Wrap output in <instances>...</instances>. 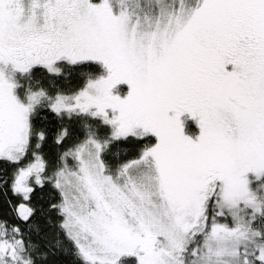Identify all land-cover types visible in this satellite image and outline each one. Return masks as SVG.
<instances>
[{"label": "snow or ice", "instance_id": "snow-or-ice-1", "mask_svg": "<svg viewBox=\"0 0 264 264\" xmlns=\"http://www.w3.org/2000/svg\"><path fill=\"white\" fill-rule=\"evenodd\" d=\"M53 213L82 264H264V0H0V264L47 257Z\"/></svg>", "mask_w": 264, "mask_h": 264}, {"label": "trees", "instance_id": "trees-1", "mask_svg": "<svg viewBox=\"0 0 264 264\" xmlns=\"http://www.w3.org/2000/svg\"><path fill=\"white\" fill-rule=\"evenodd\" d=\"M88 63L94 64L97 71L103 70L101 65H99V63H97V62L89 61ZM60 69H63V71L65 69H70V72L65 73L63 76L62 75L57 76L56 77L57 80L56 81L54 80L53 83H58L63 90L70 91L72 88V85H73L76 70L73 69L72 67L68 66L67 64H62ZM48 81H51V80H48V77L46 76V77L39 78V79L32 78L29 81V83H30V86L33 88L45 87L49 90H54L53 83H50ZM41 111L45 113L47 110L42 109ZM46 115L49 117V119H47V120H42L40 118V116H37L35 119L39 125H43L46 128H48L49 135L45 141V147H48L49 142L52 140L51 133L55 130V126L57 124V121H56V118L54 117L53 113L50 114L48 112V113H46ZM64 119H67V116H65ZM72 119H73V127L75 128V130L78 132V134L80 136L84 135V131L82 128H76V124L79 123L81 126H83L85 123H89V124L92 123L91 121L88 120L87 117L73 116ZM93 123H95V121H93ZM189 125H190V130H192V129L194 130V126H192L191 124H189ZM98 131L103 133V132L107 131V128L101 127L100 129H98ZM148 136L152 139L151 141L153 142L154 136L152 134H149ZM145 139H146V137L141 138L139 143H137L136 138H130V139L121 140L119 142L113 143L109 146V148L104 153H102V158L105 160L106 164L109 165V168L114 169L119 161L126 159L128 156L135 155L136 150L139 147V144L144 143L146 141ZM118 145L121 148L119 156H117L115 154L117 151ZM123 147H129L130 150L127 153H125L122 151ZM11 167H12L11 165H8V168H11ZM52 215H53V222H52V225L49 226L51 231H50L49 236L47 238L48 247L47 248H45L43 246L37 247V250L40 253H49V255L47 257H42L39 260L38 264H49V261L52 259L62 261V262H66V264H82V262L79 259L74 258L73 254H72L71 242L64 239L63 232L62 231L60 232V237H57L55 235V233L57 231L56 226H55V220L58 219L59 217H56L54 213ZM37 228L40 229V232L45 231V228L41 227V225H36L33 228L29 229V231L33 234L34 239L36 237ZM65 247L68 248L67 254H65L63 252V249ZM52 251L59 252L60 253L59 256H57L55 258H51V252ZM32 255H35V254H32ZM130 264H133V263L130 262Z\"/></svg>", "mask_w": 264, "mask_h": 264}, {"label": "rangeland", "instance_id": "rangeland-1", "mask_svg": "<svg viewBox=\"0 0 264 264\" xmlns=\"http://www.w3.org/2000/svg\"><path fill=\"white\" fill-rule=\"evenodd\" d=\"M97 63H99V62H97ZM100 65V64H99ZM61 66H62V64L61 65H57V67H59V68H61ZM102 67V66H101ZM67 72H70V69H65L64 71H63V69H60V75L59 76H63L65 73H67ZM57 76H52V77H48V80H51L52 82H54V80L56 81L57 80V78H56ZM49 82V81H48ZM121 90H122V94H123V92L124 91H126L127 90V85L126 84H122L121 86ZM42 110V109H41ZM45 113H48L47 111L45 112ZM50 113V112H49ZM51 114V113H50ZM181 119H182V121H183V131L185 132V134L186 135H189V136H192L193 138H195V136L198 134V132H199V127H198V125H197V123H196V120L194 119V118H192L191 116H189L187 113H184V114H182V117H181ZM189 124H191L192 126H194V130L192 129V130H190V125ZM149 134H151V133H149ZM148 134V135H149ZM146 136V141L145 142H147V143H149V144H151V138L149 137V136ZM153 135V134H152ZM154 136V135H153ZM155 140H156V138H155V136H154V140H153V142L152 143H155ZM120 155V154H119ZM108 167H109V165H108ZM36 252H39L38 250H37V248L35 249V251L34 252H32V254H36ZM130 262H132L133 264H135V257H133V256H126V257H122L121 258V264H130Z\"/></svg>", "mask_w": 264, "mask_h": 264}]
</instances>
